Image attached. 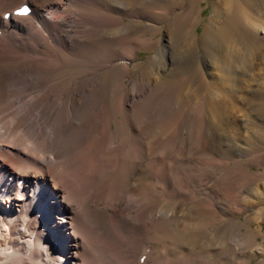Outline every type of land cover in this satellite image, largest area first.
I'll use <instances>...</instances> for the list:
<instances>
[{"label":"bare ground","instance_id":"obj_1","mask_svg":"<svg viewBox=\"0 0 264 264\" xmlns=\"http://www.w3.org/2000/svg\"><path fill=\"white\" fill-rule=\"evenodd\" d=\"M207 2L0 0V264H264V0Z\"/></svg>","mask_w":264,"mask_h":264},{"label":"rangeland","instance_id":"obj_2","mask_svg":"<svg viewBox=\"0 0 264 264\" xmlns=\"http://www.w3.org/2000/svg\"><path fill=\"white\" fill-rule=\"evenodd\" d=\"M154 3H157V2H154ZM153 3V4H154ZM190 3V2H189ZM188 3V4H189ZM153 4H152V6H153ZM155 5V4H154ZM156 7H158V3L155 5ZM199 6H200V8L202 9V12L200 13V16H201V24H202V22H204L203 20H205V18H206V16L209 14V9H210V7H209V5H208V2H207V0H199ZM201 24H199L198 25V32L200 31V28H201ZM183 28H185V25H184V27ZM161 34H162V32H159L157 35H156V37H160L161 36ZM155 37V38H156ZM151 52V49H142V50H140V51H138V58L141 60V61H143L148 55H149V53ZM115 63H112L111 64V66L112 65H114ZM110 66V67H111ZM124 82H126V79L124 78V80H123ZM185 135V134H184ZM229 138H235V137H231V136H229V137H227L226 139H228L229 140ZM220 143H222V141L220 142L219 141V144ZM182 159V158H181ZM242 160H243V158H242ZM180 165H182V168H187V172H189L190 174H189V180H190V183H188L189 184V186L191 187V189H193V190H198L199 191V188L203 185V187H204V185H206V183L208 182V178H206V179H200L202 176H199V175H194L193 174V161H188V160H186V159H184V160H181L180 161ZM252 170H254V171H258L255 167H253V169ZM262 170V169H261ZM193 174V175H192ZM264 180V176L262 177V178H258L257 180H256V182H262ZM212 189V188H211ZM176 192V191H175ZM174 192V194H175V196H176V193ZM196 194V193H195ZM203 195H205L206 196V198H208V197H211L212 196V194H211V192H210V190H205V191H203ZM205 196H200L199 198H205ZM159 197V196H158ZM217 197V196H216ZM216 203L218 204V203H221V202H223V203H225L226 204V202L223 200V199H221L220 197H217L216 198ZM227 208V207H226ZM224 211H226V212H228L229 210L228 209H224ZM40 213H41V210H40ZM49 214H44V213H42V217H43V220H45V221H47L46 220V217L48 216ZM227 215V214H226ZM234 216H238V217H240L241 216V214L240 213H235L234 214ZM241 220H243V218H241ZM172 222H166L165 223V225L163 226L166 230H169L170 232H171V234L172 235H174L175 236V238L176 239H180L181 240V237H180V234H179V231H177V229H175V230H173L174 228L172 227ZM66 230H68L69 228H65ZM176 232V233H175ZM56 243V242H55ZM219 252H221V251H219ZM218 252V254H217V258H216V261H221L222 259H225V258H228V257H225V256H227V254H225V255H221V253H219ZM155 257H158V254L155 256ZM254 259H256V257H254L253 259H252V261L254 260ZM228 260V259H227ZM189 262V261H188ZM187 261H185V262H183V264H191L190 262L188 263ZM201 262H203V261H201ZM200 264H207V263H200Z\"/></svg>","mask_w":264,"mask_h":264},{"label":"snow or ice","instance_id":"obj_3","mask_svg":"<svg viewBox=\"0 0 264 264\" xmlns=\"http://www.w3.org/2000/svg\"><path fill=\"white\" fill-rule=\"evenodd\" d=\"M28 11L27 7H21L18 9V14H25Z\"/></svg>","mask_w":264,"mask_h":264}]
</instances>
